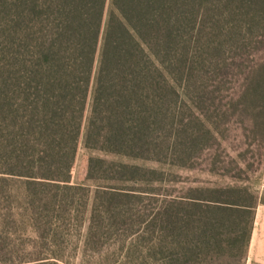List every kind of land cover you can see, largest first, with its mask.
<instances>
[{
	"label": "trees",
	"instance_id": "obj_1",
	"mask_svg": "<svg viewBox=\"0 0 264 264\" xmlns=\"http://www.w3.org/2000/svg\"><path fill=\"white\" fill-rule=\"evenodd\" d=\"M236 98L264 107V0H0V198L30 228L0 233V264L119 233L141 264H244L247 188L161 198L165 170L137 163L188 166ZM81 136L91 183L71 182Z\"/></svg>",
	"mask_w": 264,
	"mask_h": 264
},
{
	"label": "rangeland",
	"instance_id": "obj_2",
	"mask_svg": "<svg viewBox=\"0 0 264 264\" xmlns=\"http://www.w3.org/2000/svg\"><path fill=\"white\" fill-rule=\"evenodd\" d=\"M109 3H106V11ZM238 86V85H237ZM234 90L240 93L242 86ZM225 107L228 114L219 117L218 124L222 131L218 137V143L210 144L198 157L194 158L188 166H158L154 162L137 163L147 166L161 167L165 170L166 180L160 184H154L156 192L161 193V198L172 199L173 196H194L197 188L238 186L245 187L248 193L259 202L264 196V107L256 103L235 99L229 101ZM88 109H86L87 115ZM90 156H104L101 152L90 150L83 146L82 136L77 145L75 160L71 169L72 183H91L86 179L87 164ZM16 184L5 186L2 189L3 196L13 194ZM11 189L13 191H11ZM4 193H6L4 195ZM1 196V195H0ZM146 202V201H145ZM153 207L159 201L147 200ZM7 199L0 198V233H11L15 227L26 229V225L14 222L16 216L8 207ZM16 223V224H15ZM133 235L119 233L112 235L100 250L90 247H82L73 255H68V264H141L140 259L132 251L126 252L127 243ZM5 242L10 247L14 243L12 235L6 237ZM1 242L0 246L7 249ZM5 252V251H4ZM70 252V251H68ZM155 263V262H154ZM149 263V264H154ZM158 264V263H157Z\"/></svg>",
	"mask_w": 264,
	"mask_h": 264
},
{
	"label": "crops",
	"instance_id": "obj_3",
	"mask_svg": "<svg viewBox=\"0 0 264 264\" xmlns=\"http://www.w3.org/2000/svg\"><path fill=\"white\" fill-rule=\"evenodd\" d=\"M244 264H264V196L254 210Z\"/></svg>",
	"mask_w": 264,
	"mask_h": 264
}]
</instances>
